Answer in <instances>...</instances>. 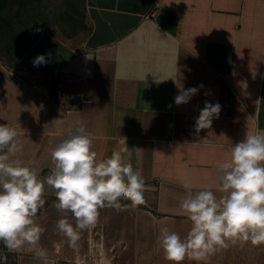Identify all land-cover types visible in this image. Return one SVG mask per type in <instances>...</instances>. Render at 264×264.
I'll return each instance as SVG.
<instances>
[{
    "label": "crops",
    "instance_id": "1",
    "mask_svg": "<svg viewBox=\"0 0 264 264\" xmlns=\"http://www.w3.org/2000/svg\"><path fill=\"white\" fill-rule=\"evenodd\" d=\"M84 17L83 37L47 31L14 65L0 60V124L14 127L23 144L12 159L45 181V205L34 218L44 229L39 243L5 249L15 264H171L157 237L163 227L182 238L190 230L179 214L182 185L219 198L217 163L246 134L264 130V0H84ZM39 55L45 62L34 65ZM193 87L197 94L176 105L181 89ZM206 101L221 111L197 134ZM80 123L97 161L131 151L145 203L101 208L72 248L56 225L76 221L56 209L45 178L55 167L52 151ZM201 264H264V244L230 245Z\"/></svg>",
    "mask_w": 264,
    "mask_h": 264
},
{
    "label": "clouds",
    "instance_id": "2",
    "mask_svg": "<svg viewBox=\"0 0 264 264\" xmlns=\"http://www.w3.org/2000/svg\"><path fill=\"white\" fill-rule=\"evenodd\" d=\"M44 62L45 56L39 55L34 65ZM197 92L196 87L181 89L176 105L189 102ZM220 111L219 103L206 101L196 118V133L211 128ZM18 135L14 127L0 124V242L9 251L37 245L44 232L34 218L45 205V181L21 160L12 159L23 151ZM131 157L129 149H121L97 161L92 137L82 123L70 127L66 138L54 148L51 158L55 167L45 180L55 192L56 209L70 212L76 221L73 226L62 218L56 225L70 247H77L80 231L96 225L101 208L120 211L145 203L144 180L127 162ZM141 163L137 151L136 164ZM216 168L219 198L211 189L193 192L189 182L182 185L187 195L180 202L179 214L191 222L187 235L182 238L167 227L160 229L157 243L171 264H183L185 259L201 264L210 254L230 245L264 244V130L246 134L233 145L230 158L218 162ZM121 200L130 204L122 205ZM44 256L42 249L36 250L37 258Z\"/></svg>",
    "mask_w": 264,
    "mask_h": 264
},
{
    "label": "rangeland",
    "instance_id": "3",
    "mask_svg": "<svg viewBox=\"0 0 264 264\" xmlns=\"http://www.w3.org/2000/svg\"><path fill=\"white\" fill-rule=\"evenodd\" d=\"M84 14V0H40L35 10L39 23L26 22L23 27L22 39L18 47L11 53L6 40L0 43V60L11 66L15 64L17 53L26 48L41 33L45 27L47 31L62 36L78 35L83 37L89 26L81 21ZM67 18L72 21L71 25L64 24ZM21 29V30H22ZM46 31V32H47ZM16 257L10 254L2 242H0V264H15ZM60 264H77L75 262H61Z\"/></svg>",
    "mask_w": 264,
    "mask_h": 264
},
{
    "label": "trees",
    "instance_id": "4",
    "mask_svg": "<svg viewBox=\"0 0 264 264\" xmlns=\"http://www.w3.org/2000/svg\"><path fill=\"white\" fill-rule=\"evenodd\" d=\"M40 0H0V43L6 40L11 53L18 47V43L22 39V25L26 22L39 23L38 17L35 15V10ZM81 21L85 22L84 14ZM64 24L71 25L70 18L63 21ZM22 29V30H21ZM44 27L41 33L28 45L17 53L15 60L20 57L46 32ZM15 61V62H16Z\"/></svg>",
    "mask_w": 264,
    "mask_h": 264
},
{
    "label": "built area",
    "instance_id": "5",
    "mask_svg": "<svg viewBox=\"0 0 264 264\" xmlns=\"http://www.w3.org/2000/svg\"><path fill=\"white\" fill-rule=\"evenodd\" d=\"M154 12H155V11H154ZM154 12H153V13H154Z\"/></svg>",
    "mask_w": 264,
    "mask_h": 264
}]
</instances>
